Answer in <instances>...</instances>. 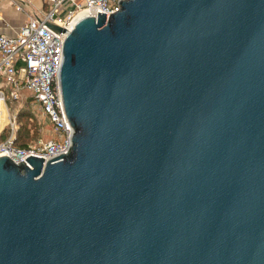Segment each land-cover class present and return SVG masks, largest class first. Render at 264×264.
Wrapping results in <instances>:
<instances>
[{
	"label": "water",
	"instance_id": "obj_1",
	"mask_svg": "<svg viewBox=\"0 0 264 264\" xmlns=\"http://www.w3.org/2000/svg\"><path fill=\"white\" fill-rule=\"evenodd\" d=\"M58 79L68 149L0 154V264H264V0H119Z\"/></svg>",
	"mask_w": 264,
	"mask_h": 264
},
{
	"label": "built area",
	"instance_id": "obj_2",
	"mask_svg": "<svg viewBox=\"0 0 264 264\" xmlns=\"http://www.w3.org/2000/svg\"><path fill=\"white\" fill-rule=\"evenodd\" d=\"M1 1V0H0ZM20 0L13 1L20 9ZM119 7V0H43L40 11L29 15L12 33L0 31V126L2 103L20 99L22 91L30 93V102L46 115L57 134L56 138L37 144H14L17 111H8V135L0 140V154H8L15 162L36 155L45 161L50 155L63 152L70 145L71 126L66 117L59 88V63L62 43L74 23L85 15L106 17ZM47 23L59 26L51 28ZM43 161V162H44Z\"/></svg>",
	"mask_w": 264,
	"mask_h": 264
},
{
	"label": "rangeland",
	"instance_id": "obj_3",
	"mask_svg": "<svg viewBox=\"0 0 264 264\" xmlns=\"http://www.w3.org/2000/svg\"><path fill=\"white\" fill-rule=\"evenodd\" d=\"M10 25V24H9ZM12 26V25H10ZM22 97L20 99H8L6 103H2V123L1 127L4 126L8 121V111L12 112L16 109L24 111L23 115L18 117L17 125L20 128L21 135L28 130L29 138L23 137V141L26 145L37 144L40 140H46L48 138H56L57 134L54 131L51 123L45 114L42 113L38 105L30 102V93L28 91L21 92ZM6 135H8V126L5 127Z\"/></svg>",
	"mask_w": 264,
	"mask_h": 264
},
{
	"label": "crops",
	"instance_id": "obj_4",
	"mask_svg": "<svg viewBox=\"0 0 264 264\" xmlns=\"http://www.w3.org/2000/svg\"><path fill=\"white\" fill-rule=\"evenodd\" d=\"M13 1L16 0L0 1V31L5 33H12L29 15L38 13L43 5V0H20L21 8L16 9Z\"/></svg>",
	"mask_w": 264,
	"mask_h": 264
},
{
	"label": "trees",
	"instance_id": "obj_5",
	"mask_svg": "<svg viewBox=\"0 0 264 264\" xmlns=\"http://www.w3.org/2000/svg\"><path fill=\"white\" fill-rule=\"evenodd\" d=\"M23 114H24V111H22V110L17 113V115H16L17 121H18V117L20 115H23ZM5 133H6V129L5 128L0 130V140L5 138V135H6ZM22 136L29 138V132L27 130V131H25V133H23V135H21L20 128L18 129V125H17V128L15 129L14 140H13L15 145H17V146H27L26 142L23 141V137Z\"/></svg>",
	"mask_w": 264,
	"mask_h": 264
},
{
	"label": "bare ground",
	"instance_id": "obj_6",
	"mask_svg": "<svg viewBox=\"0 0 264 264\" xmlns=\"http://www.w3.org/2000/svg\"><path fill=\"white\" fill-rule=\"evenodd\" d=\"M1 119H2V117H1ZM1 123H2V121H1ZM1 127V126H0Z\"/></svg>",
	"mask_w": 264,
	"mask_h": 264
}]
</instances>
